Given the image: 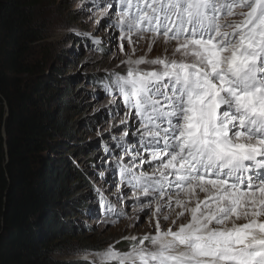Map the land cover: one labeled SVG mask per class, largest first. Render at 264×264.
<instances>
[{"label": "snow or ice", "instance_id": "snow-or-ice-1", "mask_svg": "<svg viewBox=\"0 0 264 264\" xmlns=\"http://www.w3.org/2000/svg\"><path fill=\"white\" fill-rule=\"evenodd\" d=\"M101 7L126 57L117 66L126 72L113 70L104 85L124 109L125 130L105 148L115 196L151 212L155 226L123 237L127 251L109 245L99 264H264V0ZM141 40L147 52L137 57ZM157 44L163 54L148 58ZM102 207L127 215L103 197Z\"/></svg>", "mask_w": 264, "mask_h": 264}, {"label": "trees", "instance_id": "trees-1", "mask_svg": "<svg viewBox=\"0 0 264 264\" xmlns=\"http://www.w3.org/2000/svg\"><path fill=\"white\" fill-rule=\"evenodd\" d=\"M42 1L0 0V264H91L55 257L68 241L60 208L87 201L70 199L71 168L60 156L75 138L71 91L61 56L44 42ZM106 77L93 83L104 89Z\"/></svg>", "mask_w": 264, "mask_h": 264}, {"label": "rangeland", "instance_id": "rangeland-1", "mask_svg": "<svg viewBox=\"0 0 264 264\" xmlns=\"http://www.w3.org/2000/svg\"><path fill=\"white\" fill-rule=\"evenodd\" d=\"M114 0H43L38 9V18L46 32L45 43L52 44L57 55L61 56L59 67L62 79L69 87L71 95L68 116L75 133L70 145L60 151V156L68 161L71 168L72 200L78 196H85L87 206L84 209L67 203L60 208L59 215L64 225L69 229L68 241L65 242L64 252L55 257L64 262L83 260L92 264L93 260L99 264L98 255L109 245L117 250L127 251L129 242L122 239L129 235L143 236L154 231L155 219L151 212L144 215L136 209L131 200L125 204L117 201L116 186L112 167L111 154H106L102 145L114 147L112 137L119 136L125 129L120 125L124 118L123 105L119 98L112 104L113 97L105 89L94 84L93 75L108 74L113 70L126 72V65L121 60L126 59L120 51V33L109 27V17L103 8ZM115 19V8H108ZM115 39L109 42L110 35ZM92 38L101 41L99 45L92 42ZM125 50L130 52L127 41ZM147 52V42L141 40L137 45L136 56H143ZM163 54V45L157 44L149 53L148 58ZM62 89V88H61ZM121 103L119 115H116L115 104ZM116 124V128L112 125ZM131 131L140 125L135 116L130 119ZM130 138V137H129ZM118 152V150H117ZM103 173V175H101ZM131 197V192L127 191ZM96 196L115 204L117 208H124L127 215L115 217L105 215ZM67 212V213H66ZM151 220V222H150ZM169 227L168 223L163 224ZM91 248L82 255L76 253Z\"/></svg>", "mask_w": 264, "mask_h": 264}, {"label": "bare ground", "instance_id": "bare-ground-1", "mask_svg": "<svg viewBox=\"0 0 264 264\" xmlns=\"http://www.w3.org/2000/svg\"><path fill=\"white\" fill-rule=\"evenodd\" d=\"M132 51V49L130 50V52Z\"/></svg>", "mask_w": 264, "mask_h": 264}]
</instances>
